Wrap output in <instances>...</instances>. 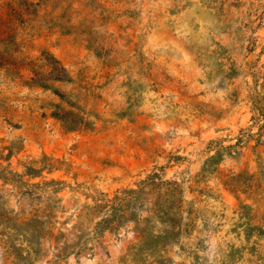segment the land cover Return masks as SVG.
<instances>
[{
    "label": "rangeland",
    "instance_id": "obj_1",
    "mask_svg": "<svg viewBox=\"0 0 264 264\" xmlns=\"http://www.w3.org/2000/svg\"><path fill=\"white\" fill-rule=\"evenodd\" d=\"M0 264H264V0H0Z\"/></svg>",
    "mask_w": 264,
    "mask_h": 264
},
{
    "label": "trees",
    "instance_id": "obj_2",
    "mask_svg": "<svg viewBox=\"0 0 264 264\" xmlns=\"http://www.w3.org/2000/svg\"><path fill=\"white\" fill-rule=\"evenodd\" d=\"M50 59H51V61H52V63L53 64H55V65H58L59 67L57 68V67H52V69H51V71H52V74H53V72H57V71H59V72H61L62 74L61 75H55V76H53V80H55V81H66V80H68V76H67V74H66V72H65V70H64V68L63 67H61L60 66V63L57 61V60H55V58H53V57H50ZM41 87H47V86H41ZM54 93H56V92H54ZM60 97H62V96H60ZM211 161H213V162H215V161H217V157L216 156H214V157H211ZM221 160H218V163L220 162ZM154 176L155 175H153V176H150L147 180L149 181V182H153V180H154ZM130 193L131 194H135V193H137V191H130ZM162 218L164 219V218H166V217H169L170 216V212H169V209H166V210H163L162 212Z\"/></svg>",
    "mask_w": 264,
    "mask_h": 264
},
{
    "label": "crops",
    "instance_id": "obj_3",
    "mask_svg": "<svg viewBox=\"0 0 264 264\" xmlns=\"http://www.w3.org/2000/svg\"><path fill=\"white\" fill-rule=\"evenodd\" d=\"M173 53L171 54V58L174 59V61L179 60L181 58L180 52H178L176 49H171Z\"/></svg>",
    "mask_w": 264,
    "mask_h": 264
}]
</instances>
